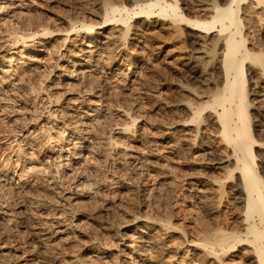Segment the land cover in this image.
Here are the masks:
<instances>
[{"label":"bare ground","instance_id":"1","mask_svg":"<svg viewBox=\"0 0 264 264\" xmlns=\"http://www.w3.org/2000/svg\"><path fill=\"white\" fill-rule=\"evenodd\" d=\"M99 2L100 7L102 8L100 22L93 23L85 18L79 19L77 17L75 19H70L68 22V29L65 31L67 36L62 40L59 48L57 47V51H54L56 54L55 56L58 58L52 65L50 63H45L42 58L46 59V57L51 56L52 51L49 49V44L53 48H56V46L51 44L54 42V39H51L50 37L56 32L60 33L61 31H55L50 23L41 21L39 14L36 15V13H32L27 8L21 9L23 4L20 7L18 5V9H14L13 6L15 3L0 0V30L2 31L1 33H7V36L3 38L6 42L5 45L8 43V47L4 52L9 55V61H5L4 56L3 58H0V68L6 67L4 65H7V63H9L7 67L12 68L11 63L13 61L18 62L19 66H16V69L14 68L15 70L12 68L17 73V79H15V81H21L22 85L24 84L25 88L22 87L26 89V92L23 89L25 96L23 95L22 97L27 98L26 104L30 103L32 105V110L26 108L27 106H24L23 108L19 107L20 109H18V111L12 110L13 112L10 113L23 112L21 113L23 117L20 114V117L16 119L17 122L20 121L19 123L23 124V126H20L22 129L26 128L28 123L29 126H34L42 116L46 117V119L43 120H49L47 122L45 121V123L50 126L47 124L40 126L38 131L41 130V132L46 134L44 135L42 143L47 141V149L51 148L52 152H55L56 158L53 160H55V162H60L61 160L64 161V163H57L56 172L54 171L55 168L53 170L59 175V181L65 182V180L68 181L73 178L77 179V181H73V184L71 185L68 184L71 181L69 180L66 188L64 187L65 183H62V185H64L63 188H65V190L68 191L67 194L70 195L66 199L74 200L75 205H77V208L75 209L76 213L72 212L74 213L73 215L76 216V214H79L78 212H83L84 214L88 212L89 214V205H96V207H94L96 209L102 210V207L105 208L104 216L106 222V220L108 221V219L114 216L118 210L120 211L121 208H124L122 204L123 198H121L124 197L121 196L124 195V193L113 191L114 196H108L109 193H105L109 192L108 190H110V187L113 185L112 182L114 184L116 183L119 187L122 185H120L119 181L114 182V180H111L112 182L109 183V181H106V179H108L106 176L102 179V173L100 174V170L103 169L102 164L108 163L113 151H120L122 154H127L131 160L138 159L137 154L139 153L136 149H138V144L143 146V143L137 139L136 135L139 134V130H136V127L138 126L137 122L140 119L144 120L145 116L143 118V116L137 115L138 113H134L136 110L128 107L126 108L125 106L123 107L119 104L116 108L117 112L114 114L116 115L117 113L118 116L116 115V117H119L117 118L119 119V123L114 125L116 131L110 130L108 133L109 137L106 138L104 136L106 142H103V137H99V134L102 133H100L102 128L101 123L105 122L107 117L110 118V116H108L111 112L110 107L114 106L109 104V102L108 106L106 105L107 103L104 104L107 99L105 94L107 92H105L106 89H104L102 84V86L99 85L101 82L99 80L100 77L98 76L100 67L98 61L95 60L96 57L94 58L92 55L100 49L101 46L108 44L109 40H111L110 38H106V36L104 37V35L102 36V34L100 35L97 33V27L99 28L102 25L107 27L112 26L113 24L121 26L120 40L122 41V46H126L131 28H138L135 26L138 25L139 22L134 21L138 19H142L140 26H143L145 29L150 27V25L155 24L153 30H151L153 37L164 41L170 45L172 49H179V52L180 50H189L184 58L183 67L185 68L183 73L181 72L182 74L175 75L173 80L167 82V85H170V89L168 88L170 91L168 90L167 93L169 98L167 101L169 102L166 101L167 104L164 103L162 106L158 105L157 114L160 115L162 114V111L166 110L168 116H170L169 114L173 115L175 111L182 110L185 112V117L181 120L179 126L183 128H188L190 126L194 127L195 137L192 140L193 146H195L198 137L197 135L200 132L204 134L207 128H213V139L218 141L222 145V148L227 151L224 152L225 155L223 158L221 157L218 159H216L217 157L214 158V153H208L213 157L208 160L211 163H209L210 166L207 168L208 171L196 176L190 174L191 178L188 180L184 179L189 175H184L183 170L181 171L182 174L180 173L182 176L178 175V177H176L178 178V183L189 185V181H193V183H195L194 185H197L198 188L201 187L206 191H210L211 194H215L218 198V204L222 202V199L225 198L226 195L229 197L230 195H232V197L237 196L239 206L240 204L242 206V202L243 206L242 209L237 207L239 209H236V211L233 210V212H231V210L230 212L229 210H221L213 221L210 219V223H207L208 221L206 222L204 219L196 216L197 219L194 220L195 226L191 230V234H189L190 232L185 225L177 223V220V222L173 221L175 216L170 214V212L161 213V202H158L156 199L153 201V205L156 207L155 211L157 212L154 213L155 215L153 214L152 216L149 214L150 217L142 216L141 214L135 217L133 216L131 220L126 221L125 224L119 226L114 235L107 232L110 230V227L112 228L113 224L111 222L108 224L109 227L104 226L103 224V226L99 225L98 221L102 215H100V212L97 210L101 217L94 215L95 217L93 219H99H97L98 221H95L99 226L97 228H100L97 230L101 236H105L108 239L107 244H102L100 240L96 239L97 232L95 231V235L92 234L94 236L90 237V242L93 243L90 244L91 251H89L90 253L88 255H94V253L101 254L89 258V262H83L81 260L82 262L80 261V263L106 264V262H108V260L106 261V251L110 248L119 249L120 241L128 240L131 245H125V248L129 250L131 249V254L136 251L135 254L139 259V261L136 260V258L131 259L130 264H162L160 259L170 247L168 244L158 246L156 244V239L151 235L155 232V234L171 233L178 235L182 240L180 243L178 242L179 244L176 243L177 246L174 245L176 246V248L173 247L174 249L182 251L185 246L192 247L194 251L202 252L204 254V260L213 259V261L217 263L221 262L222 264L225 263L222 262L225 261L223 260L225 257L238 258V255H235L236 253H242V251L249 249L252 256L243 259L251 262L250 264H264V140L258 138L260 136L258 135V131L252 130L254 122H257L255 119L257 118L255 115L256 112L255 114H252V111H256V106L264 111V38L259 39L256 43H251L252 41L250 42L251 36L253 37L251 34L252 29H258V26H255V24H261V27L259 26L260 28L264 25V0H100ZM133 21L136 23L135 25H132ZM256 29L253 30V32L257 31ZM73 32L76 33L77 37H79L81 32H85V38L88 40V44L86 45L88 50L83 51V53L81 52V54H76L77 59H75L74 62V69L70 72L67 67L58 65V62L61 58H65V53H62L61 50L67 43H69V35ZM71 58H69L68 61L70 63H72ZM54 66H56V70H59L57 75L53 74ZM42 67L44 69L43 71L49 73L50 80H52V76L55 77L54 81L50 82L48 85H45L46 81L44 82L41 79L42 75L40 79L35 76L36 79L33 76V72H37L38 75ZM20 68H22V70ZM10 70L11 69L3 71V74H8ZM249 82L252 84L251 87L249 86ZM40 95L41 98L37 101V98H39ZM91 98L97 100L93 101ZM119 98L120 97H118V99ZM21 99L22 98H18V100ZM10 101L8 100V102ZM13 101V103H16L15 100ZM22 101L23 100H21V102ZM77 102L79 106L84 107L85 110H80L79 108L81 107H79L73 112L63 111V109L66 108L65 106H69L70 104L74 105V103ZM7 107L8 106L5 108L7 109ZM26 115H28V117L25 118ZM4 119L6 118H3L2 120ZM173 122L169 124L166 123V129H172V126H175V122ZM146 124L148 125L149 123L146 122ZM146 124L144 126H138L140 131H144ZM11 127L12 126H10V128ZM111 129L114 128L111 126ZM23 131L27 133L29 132V129L26 128ZM33 131L34 130H32V132ZM260 133H263L264 136V129L259 131V134ZM114 134H116L117 137L114 136ZM32 135L29 134V136H25L21 142H29ZM41 135L42 133L40 136ZM91 139L92 142H90ZM19 141L20 140H18V142ZM21 142H19L20 144L18 143L20 145L18 150L19 154L16 158L17 161L15 160L17 165L24 156H27V152L21 147ZM40 144L41 143L38 145L28 144V146L31 145L29 148L33 150V147L37 148ZM41 145H44L43 147H45V144ZM103 145H105V148H103ZM70 146L71 148L69 149L65 148ZM255 151L262 152L261 154H257ZM170 152L177 153L173 147H170ZM31 153L33 152L31 151ZM33 158L35 157L33 156ZM225 158L227 161L224 162L223 160ZM37 160L34 162L32 159V162H34L33 165L39 161ZM257 161H259V163H257ZM29 170L30 172L34 171L33 168H29ZM40 170H43V168ZM23 172H26L25 169ZM50 173L52 174V172ZM54 177H56L55 174ZM37 178L38 176L34 180ZM176 178L172 182L170 179L169 180L173 183ZM110 179L111 178H109V180ZM170 182L165 183L166 186H170ZM173 184L176 185V183ZM59 186L61 187V185ZM46 187L47 186H45V188ZM48 188L50 187L48 186ZM228 189L230 190L228 191ZM5 190H7V192H5L7 194H5L4 199L11 201L10 190ZM34 190L36 191V189ZM59 190L61 189H58L57 193H59ZM162 191L163 190H161V192ZM169 191V193L172 192L170 189ZM42 192H44V190ZM35 193L36 192H34V194ZM18 194L20 193L18 192ZM27 194H29L28 191ZM104 194H106L107 197H102L103 200L100 199ZM24 195H22V198ZM48 195L49 194H47L46 197ZM36 196L38 197L39 195ZM43 197L45 196L43 195ZM146 198L147 197H145V199ZM101 200L103 203H107L102 206ZM174 200H176V198ZM166 210L167 209H165V211ZM146 211L144 213H147ZM92 212L91 215L93 214ZM95 212L96 211L94 210V213ZM71 218L74 219V216ZM101 221L102 218L99 222ZM51 227H54V225L48 226L46 230H52ZM132 230L135 232L128 236V232ZM62 233V230L60 231L58 229L56 231L54 229L53 232L51 231V237L53 234L57 236V234ZM137 243H139L138 246H136L137 248H134L133 244ZM45 246L46 245L44 244V247ZM103 255H105V257ZM112 255V257H115L114 253ZM127 256L128 255L125 253L123 258L130 257ZM188 258L189 256H186L185 259ZM116 260L117 261L115 262L113 261L114 264L123 263V261H120L121 259L118 260L117 258ZM109 263L113 264L112 262Z\"/></svg>","mask_w":264,"mask_h":264},{"label":"rangeland","instance_id":"2","mask_svg":"<svg viewBox=\"0 0 264 264\" xmlns=\"http://www.w3.org/2000/svg\"><path fill=\"white\" fill-rule=\"evenodd\" d=\"M6 1L15 3V5L13 6L14 9H18L17 6L19 5L20 7L23 4L22 5L23 7L21 9L27 8L32 13H36V15L39 14L41 17L40 18L41 21L50 23L52 28L55 31H61L60 33L56 32L50 37L51 39H54V42H52L51 44H54V46H56V48L55 47L53 48L49 44V49L50 51H52L53 55L50 53L51 56L46 57V59L42 58V60L45 63H50L52 65L57 61V58H58L55 56L56 55L55 52L61 45L62 40L67 36L65 31L68 29V26H69L68 22L70 21V19H75L76 17L79 19L85 18L88 21L97 23V22H100V18L102 14V8L100 7V2H99L100 0H6ZM134 21L139 22L138 25L135 26L136 28L137 27L138 28L137 29H134L133 27L131 28L126 46H122V41L120 40L121 28H122L121 26L113 24L112 26H107V27H105V25H102L101 27H99L102 29H99L97 27V31H96L97 33H99L100 35L102 34V36L104 35V37L106 36V38L108 37L111 40H109L108 44L101 46V48L99 47L100 49H98L92 55L94 56V58L96 57L95 60L98 61L99 63L98 65L100 67V70H99L100 72L98 71V76L100 77L99 80L101 82L99 83V85L102 84L104 89H106L105 92H107V93L104 92L107 97L104 104L107 103L106 104L107 106L109 104H112L114 106V107H110L111 112H112L108 114L110 118L107 117L108 119L106 118L105 122L101 123L102 128L100 130V133L102 132L101 134H104V135L99 134L100 136L99 135L98 136L103 137L102 138V140H104L103 142L104 143L106 142L105 137L106 138L109 137L108 133L110 132V130L116 131V127L114 125L119 123V119H117L119 117H116L117 113L116 115L114 114L115 112H117L116 108L117 106H119V104L122 105L123 107L125 106L126 108L128 107L133 110H136L134 111V113L135 114L138 113L137 115L143 116V118L145 116L144 120L140 119L137 122V125L139 127L144 126L146 122L149 123L148 125L146 124V128H144V131L143 130L140 131V128H138V126L136 127V130H139L138 131L139 134L136 135L137 139L143 143V146H141V144H138V147H137L138 149H136V151L138 150L137 152L139 153L137 154L138 155L137 160L129 159L127 154H122L120 151H113L114 153L113 152L111 153V158L108 160V163L102 164L103 169L100 170V174L102 173L101 174L102 179H104L106 176L108 178L106 179V181H109V183L112 182L111 180H114V182L119 181L120 185L123 186V187L121 186L122 187L121 188L117 186L116 183L114 184L112 182L113 185L110 187V190H108L109 192H105V193L107 194L109 193L108 196L109 195L114 196V192H122L124 193V195H121V196L125 197V200H124V197L120 196L121 198H123L122 204L124 208H121L122 210L120 209V211L118 210L115 213V215L109 218L108 221L106 220V222H105V216H104L105 208L102 207V210L96 209L94 208L96 207L95 204H94L95 206L89 205L88 207V211H90L89 214L88 212H86L87 214L85 213L86 215L83 212H78L79 214H76V216L73 215L74 213H76L75 209L77 208V205H75L74 200L66 199L70 195L67 194L68 191L65 190V188L67 187V183L69 182V180H71L70 182L72 183L69 182L68 184L71 185L73 184V181H77V179L75 178L69 179V180L67 179L68 181L65 180V182L59 181L60 180L59 175L55 173L57 170L56 165L57 163H64V161L61 160L60 162H55V160H53L56 158L55 152H52L51 148L47 149L48 147L46 145L47 141H44V143H42L44 135L46 134L41 132V130L38 131L40 126L47 124L45 123V121L47 122L49 120H43V119H46V117L42 116L41 119L38 120L34 126L32 125L31 127L29 126V123H28L26 128L29 129V132L26 133L25 131H23L26 128L22 129V127L20 126L21 125L23 126V124H20L19 123L20 121L17 122L16 120L20 117V114L23 112L10 113V112H13L12 110L18 111V109H20L21 107L23 108L24 106L25 107L27 106L26 108L32 110V105L30 103H28L29 105L26 104L27 98L22 97L23 95L25 96V92H26V89H24L25 88L24 84L22 85L21 81H15V79H17V75H16L17 73L14 70L16 69V66H19L18 62L13 61L11 63L12 68L13 69L15 68L14 70L12 68L7 67L9 63H7V65L3 64L6 67L0 68V82H2L0 83V110H1L0 111V264H52V263L53 264H82L80 263L81 260L83 262L84 261L89 262V258L98 256L101 254V253H94V255H88L90 253L89 251H91L90 244L93 243V242H90V237H93L95 235L94 232L95 231L97 232V236H96L97 238L96 237L95 238L100 240L102 244H105V243L107 244V240H108L105 236L103 237L99 234L97 230V229H100V228H97L99 227L98 223L99 225L103 224L104 226L109 227L108 224H110L111 222L113 224L112 228L110 227L109 228L110 230H108L107 232H110V234L114 235L115 232L118 230V227L125 224L126 221L131 220L133 216L135 217L140 214L146 217H150L149 214L153 216V214L156 212L155 211L156 207H154L153 205L154 203L153 201L155 199L158 202H161L160 212L161 213L170 212V214L174 215L175 219L173 218V221L175 222L178 221L177 223L179 224L181 223L185 225L188 228L187 230L190 232L189 234H191L192 232L191 230L195 226L194 220H196L198 216L201 219H204V221L206 222L208 221L207 223H210L211 220L213 221L215 219L216 215H218V213L221 210L223 211L229 210V212L231 210V212H233V210L236 211V209L237 210L239 208L242 209L243 202H242V206L241 204L239 206V201L237 200V196L232 197V195H230L229 197L228 195H226V197L222 199V202L218 204V198L215 196V194L213 193L211 194L210 191L208 190L206 191L205 189H202L201 187L198 188L197 185H194L195 183H193V181H189L190 184H192V185L189 184L190 186L182 185L178 183L179 181H178V178L176 177H178V175L182 176L181 171L184 170V175H189L185 177L184 179L190 180L189 178H191L190 177L191 175L196 176L198 174L208 171L207 168L210 166L209 165L210 162L208 160L213 158L212 155L210 154L214 153V158L217 157L216 159H218L221 157L223 158V156L225 155L224 152H227V151H225V149L222 148V145L218 141H215L213 139L214 137L213 128H207L204 134L200 132L197 135L198 137L196 136L197 141H196L195 146H193L192 140L195 137V133L193 129L194 127L190 126L188 128H183L179 126L181 123V120L185 117V114H184L185 112H183L182 110L175 111L173 115L169 114L170 116H168L167 114L168 112L166 110L162 111V114L160 115L157 114V111H158L157 107H159L158 105L162 106L164 105V103L167 104L166 101L169 100L167 93H168V90L170 89V85L168 84L169 85L168 86L167 82H170L171 80H173L175 78V75L183 73V70L185 68L183 67L184 58L188 54L189 50L188 49H187L188 51L180 50L179 52L178 51L179 49L178 50L175 48L172 49V47H170V45H168L164 41L160 39L158 40V38L156 39L155 37H153L152 35L153 33L151 32V30H153V27L155 26V24L150 25V27L145 29L143 26H140L142 19H138ZM134 21L132 22V25L136 24ZM255 26H258V29L255 28L257 30L255 32H253V30L255 29L254 28L252 29L251 34L253 35L254 39L251 36V39H250V42L252 41L251 43L253 42L256 43V41H258L259 39L264 38V25L262 26V28H260L261 24H255ZM1 32L2 31L0 30V58L1 57L3 58L4 56L5 61H9L8 60L9 55L4 52V50H6V48L8 47V43L5 45L6 42L3 39L4 37L7 36L6 35L7 33L4 34ZM69 37H70V40L68 41L69 43H67L61 50L62 53H65V58H61L60 61L58 62V65L67 67L71 72L74 69L73 66H74L75 59H77V55L81 54V52L83 53V51L88 50L86 46L88 44V40L85 38V32H81L79 37H77L76 33L73 32L69 35ZM177 42L180 43L179 41ZM74 54L75 55L77 54V55L75 56ZM69 58H71L72 63L68 62ZM47 60L50 62H48ZM9 69L11 70L8 74H3V71H7ZM20 69L22 70V68ZM56 69H57L56 66H54V73H53L54 75H57V72L59 71ZM43 70L44 69L42 67L40 70L41 72L39 71L40 74L38 73V75H37V72L36 73L33 72L34 73L33 76L34 77L36 76L38 79H40L42 75L41 79L44 82L46 81L45 85H48L50 84V82L54 81L55 77L52 76V80H50L49 75H48L49 73ZM249 83L250 85L249 84L248 85L251 87L252 84L251 82ZM252 88L254 89L253 86ZM23 89L25 92L23 91ZM13 91H15L16 93ZM118 97L120 98L118 99ZM18 98L19 99L22 98L21 100L23 101L21 102V100H18ZM40 98H41V95L39 98H37V101ZM8 100L10 102H8ZM13 100H15L16 103H13L14 102ZM91 100H93V98H91ZM96 100L97 99L94 98L93 101H96ZM11 102L14 104V106ZM6 106H8L7 109L5 108ZM65 107H63L65 108L63 109V111L65 110V112H73L75 111V109L79 107H81L79 108L80 110H85L84 107L79 106L78 102L74 103V105L70 104L69 106L67 105ZM252 114H255L257 117L255 118L257 122H254L252 130L258 131V135L263 136V133L259 134V131H262L264 129L263 128L264 127V111L262 109H259L256 106V111L254 112L252 111ZM21 116L23 117L22 114ZM29 116H30V113H29ZM26 117H28V115H26L25 118ZM169 117L171 118V120ZM3 118H6V119L2 120ZM107 120H109L110 122ZM3 121L7 125H5ZM172 122L175 124V126L173 125L174 127L172 126V129L170 128L171 130L169 128L166 129L167 124L172 123ZM255 124L258 126H256ZM10 126L12 127L10 128ZM111 126L114 129H111ZM20 130H21V133H20ZM32 130L34 131L32 132ZM28 133L30 135L33 134L35 137L32 135L31 140L29 142L27 141L21 142L23 141L25 136L26 137L27 135L29 136ZM41 133L42 135L40 136ZM114 136L117 137L116 134H114ZM260 136L258 138H260L261 140L262 139L264 140V136L263 137H260ZM18 140H20L19 142L22 143L21 147H23L24 150L27 152L28 157L24 156V158L20 160L19 164L17 165L16 158H17V155L19 154L18 150L20 146L19 145L20 143L18 142ZM32 141H35V142H32ZM38 142L41 144H45V147H43L44 145L42 146L40 144V146H38L37 148L33 147L34 148L33 150L29 148L31 147V145L28 146V144L38 145L39 144ZM90 142H92V139ZM41 146H42V149H41ZM104 146L105 145H103V148H105ZM170 147H173L177 153L170 152ZM65 148L69 149L71 148V146L65 147ZM31 151L33 153H31ZM261 152L262 151L260 152L258 151L257 154H261ZM33 156L36 159L33 158ZM30 158H32L33 161L34 159L35 161L38 159L39 161L38 160L37 161L39 163L36 162L33 165L35 161L32 162V159ZM223 161L225 162L227 161V159L225 158ZM257 163H259V161H257ZM29 168H33L34 171L30 172L31 169L29 170ZM42 168L43 170H40ZM24 169L26 172H23ZM34 172L37 174H35ZM50 172H52V174ZM54 174L56 177H54ZM36 175L38 176V178L34 180L37 177ZM174 177L176 178L177 182L175 180V182L173 183H176V185L171 183L175 179ZM109 178L111 179L109 180ZM46 179L48 181L51 179L49 181L50 183ZM169 179L171 180V182ZM47 182L49 185L47 184ZM168 182L172 184V186L170 184L171 187L166 186L165 183H168ZM62 183H65L64 184L65 186L62 185ZM25 185H26V188H25ZM59 185H61V187ZM45 186L47 187L45 188ZM48 186L52 189L48 188ZM63 186L65 188H63ZM172 187H173V190H172ZM33 188L36 189V191ZM5 189L10 190L9 192H11L10 195L12 196V197L10 196V198H12L13 200L11 199V201L9 200L7 201L4 199L5 194H7L5 193L7 192V190ZM58 189H61L59 190V193H57ZM169 189L172 191L171 193H169L170 192ZM31 190L32 191L34 190V191L32 192ZM43 190L44 192L45 191L46 192L45 193L42 192ZM48 190L49 192L51 190L52 191L49 193ZM161 190L165 192L163 191L161 192ZM229 190L230 189H228V191ZM27 191L29 194H27ZM18 192L20 194H18ZM34 192H36L37 194L36 193L34 194ZM41 192L43 193L45 197H43ZM38 193H41V194H38ZM47 194H49L48 195L49 197L48 196L46 197ZM22 195H24L27 199L24 196L22 198ZM36 195H39V196L37 197ZM174 196L176 200H174L175 199ZM102 197H107V196L106 194H104V196H101L100 199L103 200ZM145 197L147 198L145 199ZM102 200H101V203H102V206H104L105 203L107 202L103 203ZM68 204H70L71 206ZM69 207L70 208L74 207V208L69 210L70 209ZM153 207H154V210H153ZM93 209L96 211L95 213ZM165 209L167 210L165 211ZM97 210L100 213L97 212ZM145 211L147 213L149 211L150 212L147 215V213H144ZM91 212L93 213L92 214L93 216L91 215ZM98 213L102 215V217L99 216ZM94 215L101 217L102 221L99 222L101 218H99L100 220L98 218L94 220L93 219L95 217ZM72 216H74V219L71 218ZM95 221H98V223ZM51 224L54 225V227H51L52 230H49L50 231L49 232L46 229L48 226H52ZM54 229L56 231L58 229L60 231L62 230L63 233L57 234V236L53 234L51 237V231L53 232ZM134 232H135L134 230L128 232V236L129 234L132 235ZM151 235L154 237V239H156L157 241L156 244L158 246L168 244L170 247V249H168L160 259L162 264H219V263L221 264V262L217 263L213 261V259L204 260L203 259L204 254L202 252L194 251L192 247L185 246L184 250L182 251H177L176 249H174L173 247L176 248L177 244H179L180 241L182 240L178 235H174L171 233L170 234H164V233L155 234V232H153ZM178 237L180 238V240ZM120 242L121 243H120L119 249L110 248L109 250L106 251V261L108 260L106 264L107 263L110 264L109 262H112L114 264V262L117 261L116 260L117 258L118 260L121 259L120 261H123L124 264H130L131 259H134V258H136V260L139 261V259L137 258V255L135 254L136 251H134V253L131 254L132 253L130 251L131 249L129 250L125 248V245L130 246L131 243H129L128 240H124ZM44 244L46 245L45 247H44ZM138 244L139 243L133 244L134 246L133 245L132 246L134 248H137L136 246H138ZM187 251L190 254H188ZM113 253L116 258L112 257ZM125 253L126 255H128L127 257L129 256L130 257L123 258V255H125ZM235 255H238V258L225 257L223 259L225 261H222L225 263H222V264H250L251 263L247 261L246 259H243V258H249L252 256V253L249 249L242 251V253H236ZM103 256L105 257V255ZM186 256H189V258L185 259Z\"/></svg>","mask_w":264,"mask_h":264}]
</instances>
